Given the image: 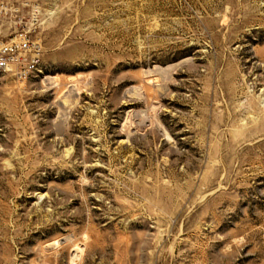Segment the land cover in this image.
<instances>
[{
    "label": "rangeland",
    "instance_id": "374dc122",
    "mask_svg": "<svg viewBox=\"0 0 264 264\" xmlns=\"http://www.w3.org/2000/svg\"><path fill=\"white\" fill-rule=\"evenodd\" d=\"M9 1L0 264H264V0Z\"/></svg>",
    "mask_w": 264,
    "mask_h": 264
},
{
    "label": "built area",
    "instance_id": "2783aa9c",
    "mask_svg": "<svg viewBox=\"0 0 264 264\" xmlns=\"http://www.w3.org/2000/svg\"><path fill=\"white\" fill-rule=\"evenodd\" d=\"M22 7L0 0V71L12 72L21 79L44 70L42 44L25 28Z\"/></svg>",
    "mask_w": 264,
    "mask_h": 264
},
{
    "label": "bare ground",
    "instance_id": "6f19581e",
    "mask_svg": "<svg viewBox=\"0 0 264 264\" xmlns=\"http://www.w3.org/2000/svg\"><path fill=\"white\" fill-rule=\"evenodd\" d=\"M167 70V69H166ZM153 71V70H152ZM76 255H78L77 254V249L75 248L74 249V252H73V254H72V260L76 257Z\"/></svg>",
    "mask_w": 264,
    "mask_h": 264
}]
</instances>
